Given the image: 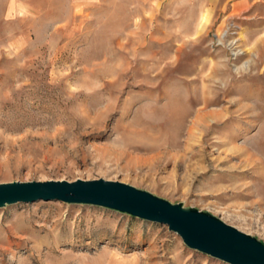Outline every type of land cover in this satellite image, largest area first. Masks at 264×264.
Returning <instances> with one entry per match:
<instances>
[{"label": "rangeland", "instance_id": "obj_1", "mask_svg": "<svg viewBox=\"0 0 264 264\" xmlns=\"http://www.w3.org/2000/svg\"><path fill=\"white\" fill-rule=\"evenodd\" d=\"M118 180L264 243V0H0V183ZM0 264H228L165 224L0 208Z\"/></svg>", "mask_w": 264, "mask_h": 264}, {"label": "water", "instance_id": "obj_2", "mask_svg": "<svg viewBox=\"0 0 264 264\" xmlns=\"http://www.w3.org/2000/svg\"><path fill=\"white\" fill-rule=\"evenodd\" d=\"M58 200L89 204L160 224L185 246L228 264H264V243L207 211L183 207L118 180H32L0 183V208L19 202Z\"/></svg>", "mask_w": 264, "mask_h": 264}]
</instances>
